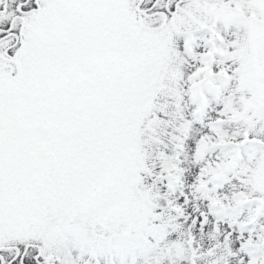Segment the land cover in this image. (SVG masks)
<instances>
[{
    "label": "snow or ice",
    "instance_id": "6c2138e0",
    "mask_svg": "<svg viewBox=\"0 0 264 264\" xmlns=\"http://www.w3.org/2000/svg\"><path fill=\"white\" fill-rule=\"evenodd\" d=\"M0 264H264V0H0Z\"/></svg>",
    "mask_w": 264,
    "mask_h": 264
}]
</instances>
